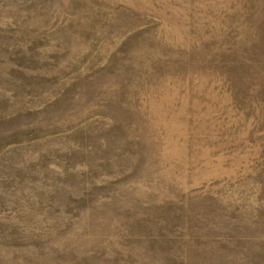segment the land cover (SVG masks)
Segmentation results:
<instances>
[{
  "label": "rangeland",
  "instance_id": "374dc122",
  "mask_svg": "<svg viewBox=\"0 0 264 264\" xmlns=\"http://www.w3.org/2000/svg\"><path fill=\"white\" fill-rule=\"evenodd\" d=\"M0 264H264V0H0Z\"/></svg>",
  "mask_w": 264,
  "mask_h": 264
}]
</instances>
